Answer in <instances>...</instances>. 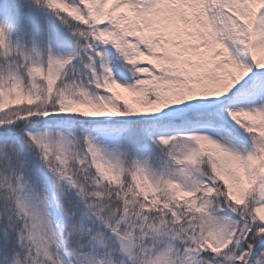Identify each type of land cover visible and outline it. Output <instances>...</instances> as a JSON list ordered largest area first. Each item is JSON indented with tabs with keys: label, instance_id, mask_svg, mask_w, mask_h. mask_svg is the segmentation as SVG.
<instances>
[{
	"label": "snow or ice",
	"instance_id": "snow-or-ice-1",
	"mask_svg": "<svg viewBox=\"0 0 264 264\" xmlns=\"http://www.w3.org/2000/svg\"><path fill=\"white\" fill-rule=\"evenodd\" d=\"M0 264H264V0H0Z\"/></svg>",
	"mask_w": 264,
	"mask_h": 264
}]
</instances>
